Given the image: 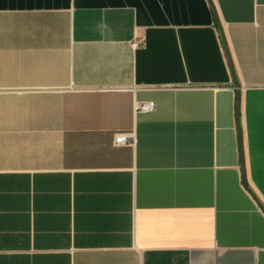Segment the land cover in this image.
<instances>
[{
    "label": "crops",
    "instance_id": "crops-1",
    "mask_svg": "<svg viewBox=\"0 0 264 264\" xmlns=\"http://www.w3.org/2000/svg\"><path fill=\"white\" fill-rule=\"evenodd\" d=\"M0 264H264V0H0Z\"/></svg>",
    "mask_w": 264,
    "mask_h": 264
},
{
    "label": "water",
    "instance_id": "water-1",
    "mask_svg": "<svg viewBox=\"0 0 264 264\" xmlns=\"http://www.w3.org/2000/svg\"><path fill=\"white\" fill-rule=\"evenodd\" d=\"M223 43H224V49H225V54L227 57V61L230 67V71L232 74V78H233V83L237 89V96H238V101H237V123H238V128H239V134L241 132V127H240V109H241V101H240V96H241V83L239 81L236 69H235V65L233 62V59L231 57V53L229 51V47L227 45V42L224 39L223 36ZM244 165V163H243ZM245 172V171H244ZM244 182H245V173H244ZM246 187H248L247 183L245 182Z\"/></svg>",
    "mask_w": 264,
    "mask_h": 264
},
{
    "label": "built area",
    "instance_id": "built-area-1",
    "mask_svg": "<svg viewBox=\"0 0 264 264\" xmlns=\"http://www.w3.org/2000/svg\"><path fill=\"white\" fill-rule=\"evenodd\" d=\"M138 109H141V110H152L155 108V102L151 101V102H148V103H143L141 105H139L137 107ZM134 137H128L127 135L125 134H119L117 137H116V144H125V143H134Z\"/></svg>",
    "mask_w": 264,
    "mask_h": 264
}]
</instances>
